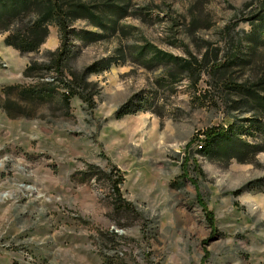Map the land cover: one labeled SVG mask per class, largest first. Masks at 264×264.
<instances>
[{
  "label": "rangeland",
  "instance_id": "1",
  "mask_svg": "<svg viewBox=\"0 0 264 264\" xmlns=\"http://www.w3.org/2000/svg\"><path fill=\"white\" fill-rule=\"evenodd\" d=\"M81 2L126 15L102 16L107 32L71 22L103 37L72 36L63 74L23 77L31 62L51 67L55 23L31 54L6 47L0 33V264H264V151L187 147L209 127L234 124L237 139L264 150L252 99L264 98V0ZM113 56L117 64L87 78L92 103L75 96L65 107L62 82ZM16 85L45 95L2 93ZM136 95L151 98L149 111L117 119ZM87 165L119 169L139 217L115 214L106 181L82 175Z\"/></svg>",
  "mask_w": 264,
  "mask_h": 264
},
{
  "label": "trees",
  "instance_id": "2",
  "mask_svg": "<svg viewBox=\"0 0 264 264\" xmlns=\"http://www.w3.org/2000/svg\"><path fill=\"white\" fill-rule=\"evenodd\" d=\"M107 12H109L112 17L122 12V14L116 16L117 19H122L126 15L125 9L115 5H107L105 6V10L100 9L97 14H95V12H92L87 4L81 2V0H0V33L7 34L4 38V45L6 47H11L21 55L31 54L38 52L40 47L46 42L49 34L48 27L51 22L55 23L59 34L60 46L56 51L51 53L53 56L51 67L39 62H31L26 67L23 77L25 79H34L37 77V74L44 73L50 69H53L58 74H63L64 64L69 58L67 47L72 36L80 37L82 40L89 42L99 41L103 37L100 33L87 31L78 32L70 28V23L77 20H90L93 21L95 27L102 29L99 31L107 32L108 30H103L105 26H103L101 22V17L104 15L106 16ZM109 31L117 33L116 30ZM167 57L175 60V58H172L170 55H167ZM152 60L155 59L153 58ZM119 61L120 58L114 56L101 60L86 67L80 77L73 75L71 80L63 81L62 86L64 92L61 94V101L65 107H69L70 100L75 96H78L84 103H92L93 100L91 98H86L83 94L87 78L93 74L108 70ZM185 67L191 68L192 66L186 61ZM39 88L40 85L34 86L33 88H22L19 85L8 86L2 88V93L5 96H10L18 89H22V91L18 93V97L22 101L39 100L43 99L45 95L44 90ZM45 90L48 93L47 95L52 92L51 90ZM138 97L139 95L134 96L127 103L119 107L115 113V117L119 119L128 115H136L137 113L149 111V105L152 101L151 98L147 96ZM136 98H138L139 103L133 104ZM252 99H255L254 104H256V107L259 109L258 112L260 117L264 121V98L255 95ZM257 123L258 121L256 120L255 126H253L259 127ZM226 142H236L242 145L245 148L243 150L250 151L252 156H256L264 151L260 145H248L243 143L240 139H237L234 131V124L227 127H209L199 132L195 139H191L187 147L196 143L201 152L208 153ZM87 168L89 171L88 173H83V176H87V174H89V178L92 176H99L106 181L115 214L132 213L139 217L140 214L134 204L127 201L121 193V185L124 182V177L119 169L115 166H111L108 170H101L94 165H87ZM199 207L203 211L207 223L213 228L214 218L212 212L207 210L202 201ZM213 231L216 230L214 229Z\"/></svg>",
  "mask_w": 264,
  "mask_h": 264
}]
</instances>
